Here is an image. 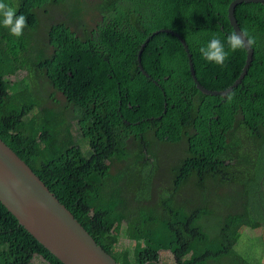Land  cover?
Masks as SVG:
<instances>
[{
  "label": "trees",
  "instance_id": "1",
  "mask_svg": "<svg viewBox=\"0 0 264 264\" xmlns=\"http://www.w3.org/2000/svg\"><path fill=\"white\" fill-rule=\"evenodd\" d=\"M233 1L100 0L103 22L87 29L76 0H4L27 25L14 37L0 15V139L119 264H167V253L174 264H264V192L245 199L247 182L244 196L221 192L251 171L264 179V5L235 8L240 31L255 43L231 100L197 89L181 41L203 87L230 88L246 60L226 43ZM57 7L62 20L50 17ZM40 13L48 18L44 38ZM214 35L229 53L223 65L199 52ZM20 69L28 74L11 88L9 76ZM44 82L64 100L58 109L45 107ZM179 146L161 173L169 186L155 185L162 149ZM187 187L197 195L183 202ZM213 198L227 209L207 235L201 221L217 213ZM253 237L260 248L245 245ZM34 256L63 264L0 204V264H29Z\"/></svg>",
  "mask_w": 264,
  "mask_h": 264
},
{
  "label": "water",
  "instance_id": "2",
  "mask_svg": "<svg viewBox=\"0 0 264 264\" xmlns=\"http://www.w3.org/2000/svg\"><path fill=\"white\" fill-rule=\"evenodd\" d=\"M240 5H264V0H234L230 4L228 18L236 33L241 32L237 25L235 12V8ZM166 32L180 37L172 31L167 30ZM181 41L188 54L191 77L203 94L226 97L242 85L253 58V52L247 46L246 40L245 47L242 48L246 55L244 71L230 88L220 92L210 91L198 82L186 41L183 39ZM138 62H140L139 58ZM0 204L8 210L19 227L63 264H119L98 246L75 221L70 210L59 203L56 196L50 192L33 170L1 139Z\"/></svg>",
  "mask_w": 264,
  "mask_h": 264
},
{
  "label": "rangeland",
  "instance_id": "3",
  "mask_svg": "<svg viewBox=\"0 0 264 264\" xmlns=\"http://www.w3.org/2000/svg\"><path fill=\"white\" fill-rule=\"evenodd\" d=\"M76 1H77L78 7L80 8V10H82L81 19H82V22L86 25L87 29H91L97 26L99 23L103 22V18L100 14V11L98 10V4L100 0H76ZM51 10H52V12H50L51 18L59 19V20H62L64 18L63 14H61V10L59 7L53 8ZM40 17H41V30L39 31L38 36L41 38H44L45 37V27L48 23V18L44 14H41V13H40ZM51 52H52L51 49L47 48L48 55H50ZM27 74L28 73L22 69L11 72L9 76V86L12 88L17 81L24 78ZM38 90H39L41 98L44 101L45 107L47 109H58L64 104V100L62 99V97L60 95H55L53 90L49 87L47 83L45 82L41 83L38 87ZM53 94L55 95L54 96L55 99L51 100V98L53 97ZM55 100H57V102L60 104L58 107L54 104ZM68 113H71L70 110L68 111ZM72 133H73V136L79 139V142H80V136H79L80 134H79L76 123H72ZM80 146H82L81 143H80ZM82 149H83V152H86L87 147L83 146ZM181 152H182L181 146H179L178 148H172V149H167V148L162 149L161 157H160V174L154 180L155 185H162L163 187L169 186L167 183L168 179L166 177L163 178L161 173L167 166H169L170 161L175 156L180 154ZM122 168H123V165L116 166L113 169V173L116 174L118 170ZM246 182L248 184V187L245 188V191L247 192V194L245 195V199L249 200V197L252 195L254 198L259 196L260 195V193H258L259 189L264 192V179L258 178L257 173L254 171H251L247 176H245L240 184L235 185V188H228V189L224 188L221 190V192L223 193L227 191L230 194L241 192L243 195L244 190H243L242 184ZM195 190L196 188L187 187V189L185 190L186 193L183 194L182 201L186 202L190 198H194L197 195ZM215 193L218 196L221 195L219 193V190H216ZM201 204L202 203H200V205ZM211 204L218 206V209L216 211L217 213H213L211 214V216H206L201 221L202 226L204 227L205 233L207 235L213 233L214 224L218 220L217 218L218 214L224 213L227 209V207H225V201L218 199V198H213ZM120 233L121 231L118 227H116L113 231V234L117 236H119ZM128 241H129L128 239H122V243L126 245V248H128L130 245L131 246L133 245V243L131 244ZM245 245L247 247H250L251 249L253 248L258 249L260 248V240L256 237L247 238V240L245 241ZM249 254L250 253H248L247 255ZM163 257L167 264H174L171 254L167 253ZM31 264H46V263L42 259L35 258L32 260Z\"/></svg>",
  "mask_w": 264,
  "mask_h": 264
},
{
  "label": "clouds",
  "instance_id": "4",
  "mask_svg": "<svg viewBox=\"0 0 264 264\" xmlns=\"http://www.w3.org/2000/svg\"><path fill=\"white\" fill-rule=\"evenodd\" d=\"M0 15H2V17H3L2 24L5 28H7L9 30L10 35L17 37V38H19L23 35V30L27 25V19L23 14H20L17 16L16 10L14 8L9 6V4L5 3L4 0H0ZM154 33H156V32H154ZM150 38H151V35L148 38H146L145 41L149 40ZM245 40L247 41V46H249V47H251L255 43L254 37L250 36L246 30L241 29L240 33H236L235 31H233L230 35H228L226 38V43H227L229 49L232 52H235L236 50L245 47ZM145 41L143 42V45L141 46L140 51L138 52V55H137V64L139 67L141 65V55L143 53V49L145 48V45L148 42L147 41L145 44ZM199 52L201 54V57L204 60L209 61V62H214L218 65H223L225 60L228 58V55H229V53L227 51H225V43L222 42L221 39L215 35L210 39V41L207 43V45L200 47ZM139 54H140V57H139ZM138 58H139L140 62H138ZM228 99L229 100L232 99L231 94H229ZM35 258L42 259L40 257L34 256L32 259H30L29 264H31L32 260ZM44 262L46 263V261H44Z\"/></svg>",
  "mask_w": 264,
  "mask_h": 264
},
{
  "label": "bare ground",
  "instance_id": "5",
  "mask_svg": "<svg viewBox=\"0 0 264 264\" xmlns=\"http://www.w3.org/2000/svg\"><path fill=\"white\" fill-rule=\"evenodd\" d=\"M169 155V154H168ZM157 166V165H156Z\"/></svg>",
  "mask_w": 264,
  "mask_h": 264
}]
</instances>
